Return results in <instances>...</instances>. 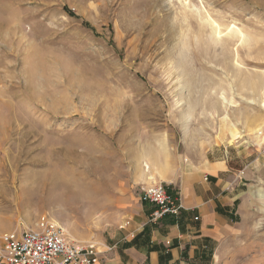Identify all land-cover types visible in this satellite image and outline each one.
<instances>
[{
  "label": "rangeland",
  "instance_id": "1",
  "mask_svg": "<svg viewBox=\"0 0 264 264\" xmlns=\"http://www.w3.org/2000/svg\"><path fill=\"white\" fill-rule=\"evenodd\" d=\"M257 150L264 0H0V237L44 217L98 245L157 169L226 157L243 180ZM243 214L232 234L264 237Z\"/></svg>",
  "mask_w": 264,
  "mask_h": 264
},
{
  "label": "crops",
  "instance_id": "2",
  "mask_svg": "<svg viewBox=\"0 0 264 264\" xmlns=\"http://www.w3.org/2000/svg\"><path fill=\"white\" fill-rule=\"evenodd\" d=\"M246 154L243 180L226 157H206L166 177L163 168L157 169L160 181L165 180L180 200V214L153 222L149 220L151 205L140 201L135 214L115 227L113 239L97 242L101 250L97 264H235L242 257L241 264H263V236L232 234L235 223H243L245 210L264 211L251 191L254 176L264 174V157L258 150L255 158L248 159ZM225 244L227 253L221 251ZM248 250L255 253L249 257Z\"/></svg>",
  "mask_w": 264,
  "mask_h": 264
},
{
  "label": "built area",
  "instance_id": "3",
  "mask_svg": "<svg viewBox=\"0 0 264 264\" xmlns=\"http://www.w3.org/2000/svg\"><path fill=\"white\" fill-rule=\"evenodd\" d=\"M139 199L149 203L150 221L178 216L182 204L163 181L140 186ZM101 250L69 238L57 223L42 218L35 229L6 231L0 237V264H97Z\"/></svg>",
  "mask_w": 264,
  "mask_h": 264
},
{
  "label": "bare ground",
  "instance_id": "4",
  "mask_svg": "<svg viewBox=\"0 0 264 264\" xmlns=\"http://www.w3.org/2000/svg\"><path fill=\"white\" fill-rule=\"evenodd\" d=\"M71 194H69L70 195V197H78V196H82L83 194L82 193H75L74 191H71L70 192ZM82 243H84V242H82Z\"/></svg>",
  "mask_w": 264,
  "mask_h": 264
}]
</instances>
